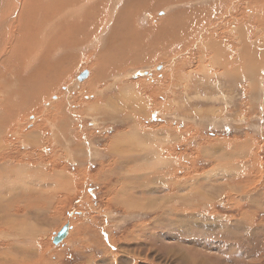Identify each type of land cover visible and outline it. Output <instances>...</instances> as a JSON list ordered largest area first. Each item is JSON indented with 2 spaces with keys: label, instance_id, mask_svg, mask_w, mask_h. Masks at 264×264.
Returning <instances> with one entry per match:
<instances>
[{
  "label": "rangeland",
  "instance_id": "obj_1",
  "mask_svg": "<svg viewBox=\"0 0 264 264\" xmlns=\"http://www.w3.org/2000/svg\"><path fill=\"white\" fill-rule=\"evenodd\" d=\"M126 1H108L114 7L110 9V6L107 13H102V15L108 18L109 26L118 21L120 9L124 7L123 3ZM165 1H163L162 7L167 4L177 5L176 7H165L170 11L166 12L164 18H171L175 14L173 11L175 8L183 10L182 16H192L190 12L196 10L197 6L199 9L202 8L200 5L207 7L211 3L222 5L229 0L225 2L223 0ZM97 3L98 0L88 6L92 9ZM255 3L262 6L264 0H255ZM178 4L180 5L178 6ZM242 4L245 5L244 2ZM114 9L117 10L114 11ZM220 10L223 12L224 8L221 7ZM255 10L256 7H254V12ZM221 11L217 10V13L219 14ZM75 13L69 9L62 15V19H67L68 16ZM237 13L239 14V11ZM154 15L151 23L156 19L164 22L163 16L159 17L160 20L156 17L157 11ZM152 16L151 13H142L135 18L139 21L135 20L139 26L136 30L138 33L142 35L146 32L147 22ZM236 18L239 21L238 19L236 21ZM236 18L233 20L238 27L241 24V19L240 16H236ZM184 21L190 27L199 25L200 31L190 32L191 28L184 30L190 36L189 38L192 37L189 45L174 48L172 53L179 52L181 54L183 66L177 70V75L180 74L176 79L177 83L172 78L166 80L164 87L167 86L165 89L168 91L162 88V81L167 75L172 77L176 69L171 65L168 66L169 60L165 65L160 56L152 57V61L147 64L142 62L140 52H146L143 46V37L138 38L134 32L129 30V35L121 40L126 41L128 46L131 44L132 38L134 44L139 45L140 48L137 50L139 52L125 57L124 60L138 62L141 66L132 70L130 63L126 62L107 60L101 63L97 69L99 73L105 75L104 82L106 84L102 85L104 92L99 94V97L103 99L99 109L84 111L83 106L81 109L78 107L73 110V107L67 106L66 103L68 109L65 112L69 115L66 119H62L57 116L59 110L49 116L45 113L50 108L48 104L51 103V99H47L48 101L38 103L42 107L36 110L40 112L43 108L44 113H27L21 119L24 121H21L19 126L14 125L17 131L22 132L21 134L26 137L25 140L34 126L40 129H51L52 135L44 133L45 138L41 140L40 145H44L48 136L49 142L37 152H42L45 157L50 158L53 154L52 151L56 150L57 154L55 153L54 157L56 156L58 161L54 162V168L51 167V171L58 172L53 178L54 189L58 188L56 179H63L62 188L58 190L59 192L55 191L58 193L51 189L53 193L50 197L46 190L38 189L43 187V184L36 186L34 183L33 185V177L38 176L36 168L32 167L39 160L38 156L32 152L33 147H36L34 145L36 142L29 141L32 142L30 145L28 141L21 139V135L13 134L16 132V130H11L13 124L9 125L10 128L2 126L6 131L0 138V152L4 153L5 149L10 150L16 157V166H20L12 168L14 171L16 170L11 173L12 184L18 183V186H13V188L7 186V182L10 183L7 180L8 173L7 171L3 172V166L6 164L4 163L5 159L0 160V196H2L0 201L5 206V212L1 215L6 217L4 222L0 223V254L2 256L7 255L9 259L15 258L18 261L17 264H264V59L260 61L261 56L257 54V52H261L264 56V50H261L264 49V32L260 35L258 30L256 34H259V37L254 36V33L253 36H248V32H245L246 39L243 43L234 36L236 28L232 23L234 21L229 18L217 22L213 27L215 32L220 34L218 38L221 40L223 37L231 39L226 44L229 46L226 56L233 67H239L242 59H246L242 64V68H245L242 77L238 81H233L223 71L218 70L216 63L221 58L214 59L213 54H211V58L214 65L210 68L212 77L209 74L195 72V69H198L196 58L203 55L202 49L200 50V45H202L199 44L200 38L196 36H199L202 30L212 23L209 17L204 16H192L190 21ZM93 28L94 25H90V29ZM164 31L165 29L161 28L152 30V34L160 40L161 44L165 40ZM103 32L105 33L106 30ZM107 32L93 37L94 40H89L87 42L89 47L81 46L73 49L72 54H74V63L76 64L69 69L71 85L81 88L75 82L84 83L89 79L90 71L88 69L90 64L96 61L95 56H97L98 50L105 47L109 38ZM149 38L151 37L149 36ZM1 42L0 34V49H2ZM252 43L256 45L251 46ZM205 46L206 44L202 45V47ZM213 47L210 45L214 52ZM251 48L254 50L255 61L248 59V53L253 51ZM169 50L172 49L169 48ZM90 51L95 56L90 55L88 58L87 54ZM95 51L97 52L95 53ZM155 51L163 52L164 50L157 48ZM241 51L246 55H241L237 64L236 59L239 55L237 53H241ZM41 52L42 50L39 51V54ZM149 52L153 53L154 51L149 50ZM34 64L35 62L32 61L31 66L24 70V78L31 75ZM250 64H254L255 74L253 75L249 69ZM1 65L0 58V67ZM85 72H89V75L80 80L81 74ZM13 73V71H7L6 78L9 80L13 77ZM117 77H120V81L113 84ZM122 78L129 79L125 82L121 80ZM142 80H145L143 81L145 84L141 85L142 88L136 87L135 85H138ZM201 80L204 81L201 83ZM258 80L262 82L260 83ZM206 81L209 82L206 83ZM256 81L262 87L255 89ZM17 82L5 83L0 79V100L5 95L6 87H10V92H15L18 88ZM63 86L64 89L62 88L63 92L61 93L57 90L60 87H54L55 92L53 93L54 90L50 92V98L60 95L59 97L62 96V99L65 100L67 96H72L75 93L72 89L70 93L66 84ZM190 86L192 87L189 94L192 96L189 99L186 93ZM251 87L252 89H250ZM90 88L94 97L87 96V93L83 92L86 95L81 93L78 96L77 94L78 97L76 96L74 101L83 103V99L84 102H89V100L98 98V85L90 84ZM180 93H182V97ZM171 98L177 100L171 104ZM31 115H33L32 118ZM128 116L131 118H127ZM184 118H188V121H184ZM127 120H132L133 127L135 124H139L138 120H144L143 128H147V131L150 129L147 132L150 133L151 141L148 137L150 143L156 140V135H162L164 131L156 133L158 130L171 128V130L178 131L170 137L171 141L166 140L162 143L158 141L159 139L156 140L157 144L159 142V148L161 146L163 150L169 146L174 149L176 146L174 151L170 152V155L176 156V159L170 160L166 164L165 171L158 167L152 168V165L155 164H151V162L145 163V167L138 168L137 165L134 173L121 170L115 164L111 170L108 162L111 160L112 151H104L101 147L107 144L114 147L115 153L122 152L124 148H133L132 142H124L117 151L115 150V147H118L115 146L118 140L117 136L129 126L126 125ZM67 124L75 129L69 136V142L72 144H69L70 150L68 146L65 148L60 141L56 140L55 144L52 141V129H58ZM186 126L189 127V134L197 133L199 135L198 142L193 141L191 136L185 132L180 137L173 138L179 135L180 131L183 132L187 129ZM83 127L87 128V131ZM0 132L3 133L1 130ZM123 140L129 141L131 138ZM235 141L237 143H234ZM92 142L94 146L91 144ZM242 143L243 145H241ZM6 144L7 146H5ZM78 144L79 146H76ZM200 145L202 146L200 147ZM80 148L84 151L79 152ZM148 148L141 149L148 151ZM26 151L28 152L26 153ZM139 151L141 152V150L132 152L138 154ZM61 152L63 156L59 157ZM29 153L31 157L26 156ZM78 153L80 154L78 155ZM19 156H22L23 159L21 157V160ZM9 157L13 156H7V158ZM21 164H23L22 167ZM160 166L162 165L160 164ZM131 168L134 169V166ZM62 169L66 170L68 178L63 177L60 173ZM144 169H147V172ZM69 176L72 181L70 185L68 183ZM126 176L139 180L142 178L146 181H140L141 185L138 186L134 180H129ZM20 178H23V186L26 184L25 182L30 186L27 188V193L20 192L23 190ZM178 185L184 187L179 188L182 192L175 194L177 190L174 188ZM13 189L14 191H12ZM32 194L33 196L39 194V196L32 200ZM5 197L6 199H4ZM13 197L14 199H12ZM25 198H27L26 201L32 202L30 208L27 207L26 201L21 203ZM14 201L18 204L8 208L10 204L15 203ZM9 202L10 204H8ZM40 209L45 210L41 212ZM25 210L27 213L23 214ZM67 225L70 226L69 232H71L62 242L54 244L55 236ZM30 248L34 253L31 260L27 262L23 253H29ZM13 249H18L22 253H19L20 255L12 254ZM35 254L39 255L35 257Z\"/></svg>",
  "mask_w": 264,
  "mask_h": 264
},
{
  "label": "bare ground",
  "instance_id": "obj_2",
  "mask_svg": "<svg viewBox=\"0 0 264 264\" xmlns=\"http://www.w3.org/2000/svg\"><path fill=\"white\" fill-rule=\"evenodd\" d=\"M95 1L96 0H0V34L2 36V42H1L2 43V45H1L2 49H0V58L2 60V65L0 67V76H1L0 79H2V81H4L5 83H8L10 81H14V83H15V81H18L17 82L18 88L15 90V92H10V90H9L10 87L9 88L6 87L5 95L0 100V130L3 132V133L0 132V138H1V135L4 134V131H6V129H4L2 126L9 127V125L11 126L12 124H13V126H12L11 130H13V131L16 130V132H14L13 134L21 135V139L26 138L25 136H23L21 134L22 132L20 133V131H17V128H15L14 125L19 126L21 124V121H24L21 119L27 113L32 114V113L38 112L39 110L36 111L37 108L42 107L38 103L43 102L47 99H49V100L51 99V103L48 102L49 103L48 106L50 108L48 110H46L45 113H47L49 116V115L53 114L54 111L59 110L60 112L57 114V116L62 118V119H66L69 115V113L65 112V110L68 109L67 106L73 107V110L77 109L78 107H80V109H81L83 106H84V111L90 110V109H93V110L99 109L103 103V99L101 97H99V94H102L104 92V87L102 88V85L105 86V84H106L104 82V80H106L105 75L98 72V69L101 66V63H103L104 61H107V60L116 61V62L121 61V62L130 63L129 65L134 67V68L137 67L139 64L138 62H134V61L128 62V61L124 60L125 57L130 56L136 52H139L137 50L140 48L139 45L134 44V39H132V38H131V44L128 46H127L126 41L121 40V39H123L129 35V30L134 32L136 37H138V38L143 37V46H144V49L146 52H144V53L140 52L141 56H142V62L147 64L150 61H152V57H159L160 56V59L164 60L162 62H164L165 65H166V62L168 63V60H169L170 63L168 64V66L171 65V67H174L176 69V72L174 73V75L172 77L169 75L165 76L164 80L162 81L163 82L162 88H164V89H165V87H167V86L164 87V85H166L167 79L172 78L177 83L176 79L178 78V75H180V74L177 75V72H178L177 70L182 68V66H183V63H182L183 60H182V57H180L181 54H179V52H176V53H172V52H174L173 50L176 49L175 47H184V46L189 45V41L191 40L192 37L189 38L190 36H188V33L184 30L191 28L189 30L190 32H196L197 33L200 31L199 25H197L195 27H190L184 20L190 21V18L192 16H204V17H209L211 19V23H212L209 26H207L206 28H204L199 36H196L197 38H200L201 42H199V44H202V45L206 44V46L202 47V45H200L201 46L200 50L202 49L201 53H203V55H200L199 58H196L198 61V69L196 68L195 72H197V74L200 72L205 73V74H209L212 77V74H211L212 69H210V68L214 65V61L211 58V54H213L215 56L214 59L216 57L221 58V60L216 63V67L218 68V70L223 71L226 75L231 77V79L233 81H236V80L238 81L242 77V73L245 69V68H242V64H244L246 59H242V62L239 64L240 66L236 67L237 69L235 67H233L231 65V63L228 62L227 56H226L227 55V53H226L227 47H229V46H226V44H228L227 42L228 41L230 42L231 39L230 40L224 39L225 37H223V40H221L220 38H218V35H220V34L216 33L213 27L216 26L217 22H221L224 19L226 20V18H229V20L234 21L232 23L236 28V32H235L234 36L238 37L239 40H241L243 43L245 42V39H246V36H244L245 32H248V36H253V33H254V36L256 35V37H259L260 35H262L261 33L264 32V3L262 6H260V5L258 6L255 3V0H240V1L229 0L227 3L225 2L226 0H223L225 3H223L222 5H214V3L208 4L207 7H203L205 5H203V6L200 5V7H202V8L198 9L199 6H197L196 10H193L190 12V14L192 16H189V15L182 16L181 14H182L183 10H179V9L175 8V10H173L175 14H173V16L171 18H169V17L164 18V15H166V12L170 11V10L165 9V7H167V6L176 7L177 5L167 4L165 7H162L164 0H127L126 2L123 3V4H125L124 7L120 9L118 21L115 24H111L110 26L108 25V24H110L108 18L103 16L102 13H107V11L109 10V7L111 6L110 4L112 3V1H111V3H108L109 0H98V3L95 6H93L92 9L89 8L88 5L93 4ZM195 1H197V0H192L191 2H195ZM165 2H169V0H166ZM242 2H244L245 5H243ZM113 3H116V2H113ZM240 3H241V5H240ZM185 4H187V3H185ZM179 5L180 4H178V6ZM181 5H184V4H181ZM113 7L114 6H111L110 9H112ZM221 7L224 8L223 12L220 10ZM254 7H256L255 12H254ZM167 8H169V7H167ZM244 8H246L245 11H244ZM69 9H72L76 13L74 15L68 16L67 19H62V15L64 13H66ZM115 10H117V9H114V11ZM217 10L221 11V13L218 14ZM156 11H157L156 17L159 18V17L163 16L164 22H160V21H158V19H156L151 23V19L155 17L154 13ZM185 11L188 12V10H185ZM237 11H239V14L237 13ZM142 13H151L153 16L150 17V19L147 22L146 26L148 29L146 28L147 29L146 32L144 31L145 33H142V35H141L140 33H138L136 31L139 28V26L137 25L138 24L137 22H139V21H137L135 18L139 17ZM160 13H163V14L161 15ZM236 16H240V19H241V24L238 25V27L236 25L235 20H233L236 18ZM160 19L161 18H159V20ZM237 19L238 18H236V21H237ZM238 21H239V19H238ZM154 23L156 24L155 26L153 25ZM226 23H228V22H226ZM90 25H94V28L90 29ZM233 25H232V27H234ZM134 26H136V27H134ZM110 27H111V30L109 31ZM160 28L163 30L165 29V31H164L165 40L162 44H161L160 40H158V38L152 34L153 29L159 30ZM103 30H106V32L108 31L107 33H109V35H108L109 38L107 39V43L105 42L106 43L105 47L102 50H98V52L95 51V53L97 52V56H95L93 54V52H91V51L89 54H87L88 58L90 57V55L93 57L95 56L96 61L94 60L95 62L90 64V68L88 69L90 71L89 79L86 82L83 81L84 83H76L75 82V84H78L81 86V88H76L75 85H71V83L69 81V76L71 74L69 69L72 65L76 64V63H74V54H72V51L76 47H81V46H83L84 48H85V46L89 47L87 42L89 40H94L93 37H98L101 34H105L106 32L104 33ZM258 30H259L260 35L256 34V32ZM160 31H162V30H160ZM212 31H214L215 34L211 33ZM149 36L151 38H149ZM222 36H223V34H222ZM193 38H194V36H193ZM101 40L103 41V39H101ZM257 40H259V39H257ZM254 43H252V44H254ZM238 44H240V43H238ZM252 44H251V46L256 45V44H254V45H252ZM210 45L214 46L213 47L214 52L211 50ZM157 48H161L164 51L163 52L155 51ZM169 48H171L172 50H169ZM40 50H42L41 54H39ZM149 50L150 51L153 50L154 52L150 53ZM256 50H257V48H256ZM261 50H264V49H261ZM183 52H184V50H183ZM242 52L243 51H241V53L240 52L237 53V54H239V55H237V59L235 58L237 64H238V61L240 60L241 55L242 56L246 55V54H243ZM162 54H165V55H162ZM257 54L261 56L260 61H262L264 59L263 54L261 52H257ZM248 55H249V58L248 57L247 58L249 60H254V50L251 51L250 53H248ZM32 61L35 62L34 69L32 70L30 76L24 78V74H25L24 70L31 66ZM89 62H91V61H89ZM204 63H205V65H203ZM254 64L249 65L250 66L249 69L251 70L252 75L255 74L254 73ZM87 67H89V66H87ZM7 71H9V72L13 71L14 72L13 77H11L9 80L6 78ZM263 73H264V71H263ZM263 77H264V75H263ZM128 79L125 80L124 78H122L121 80L126 82V81H128ZM215 80H216V78H215ZM228 80H230V79H228ZM77 81H80V80H77ZM118 81H120V77L115 78L113 84H116ZM143 81H145V80H142L141 82L138 83V85H135V86L142 88L141 85H143V83H144ZM202 81H204V80H201V83H202ZM258 81H256L254 84L255 89L262 87L261 85L259 86V84H257ZM208 82L206 81V83H208ZM259 82L261 83L262 81L260 80ZM10 84H12V83H10ZM64 84L67 85V89L70 90L69 91L70 93H71V89L75 93L73 92L74 94H72V96H67V99L65 98V100L62 99V96L59 97L60 95H56V96L54 95V97H53L52 93H51L52 98H50V96H49L50 92L52 90H54V87L55 88L60 87V89H57V90L60 91V93H61V92H63L62 88L64 89V86H63ZM90 84L98 85V98H94V100H89V102H84V99H83L82 100L83 103L82 102L77 103L76 101H74V100H76L75 98H76L77 94H78V96H80V94L83 92L84 93L86 92L87 96H93L94 97L92 89L90 88ZM191 87L192 86L188 87V91L185 89L187 91L186 95H188L187 97L189 99L192 96V94H189L191 92ZM250 89H252V87ZM158 90H160V89L158 88ZM223 90H224V88H223ZM160 91L162 92V90H160ZM165 91H168V90L165 89ZM54 92H55V90L53 91V93ZM85 95L86 94H84V96ZM161 95H163V94H161ZM180 96L182 97V93H180ZM193 96H194V93H193ZM207 96H209V95H207ZM193 98L194 97H192V99ZM176 100L172 99L170 101L171 104H172V102L174 103ZM225 100H226V98H225ZM66 103H67V106H66ZM164 104H166V103H164ZM167 106H169V105H167ZM79 110H76V111L79 112ZM41 113H44L43 108L37 114H41ZM166 113H168V112H166ZM204 114H206V113L204 112ZM33 115H31L30 117L32 118ZM181 115H183V113H181ZM127 118H131V117L128 116ZM12 120H13V122H12ZM184 121H188V118H184ZM138 122H139V124H137V125L135 124L133 127L132 120H127L126 125H129V126L127 128H125V130L123 129L121 134L119 136H117V138H118L117 144L118 145L117 144L115 145V146H118V147H115L116 151L118 150L120 145L124 142H132L133 148H129V149L124 148V149H122L123 150L122 152L115 153L113 150L114 147H111V146H108L107 144H105L106 145V151H108V150L112 151V156H110L111 160L108 162L109 166H111V170L114 168V164H115L121 170L135 172L136 171L135 167L137 165H138V168H140L141 166L145 167V163H147V162H151V164H155V165H152V168L158 167V168L164 169V167H166V164L170 160L176 159V156L170 155V152L174 151L176 146H174V149L172 148V146H169V147L166 146L167 148H165V150H163V148L161 146L159 148V142L164 143L166 140L171 141L170 137L172 135H175L178 132L177 130L176 131L171 130V128L170 129L165 128L168 131L165 129H161V130L157 129L158 131L156 130L157 131L156 133H159L160 131L164 130L162 135H156L155 136L156 140L159 139L158 140L159 142L157 144L156 140H154L150 143V142H148V137H149V141H151L150 133H147L150 129L147 131V128H145V127L143 128L144 120H142V121L138 120ZM23 124H24V122H23ZM27 126H28V124H27ZM157 126H155V127H157ZM83 128H85V127H83ZM153 128H154V126H153ZM186 128L187 129H185L183 132L180 131V134L174 136L173 138H176L178 136L180 137L185 132L189 136H191V139L193 141L198 142L200 139L199 135L197 133H194L192 135L189 134V132H190V130H188L189 127L186 126ZM190 128L192 129L193 127H190ZM86 129L87 128H85V130ZM50 130L51 129H45V128L40 129L37 126H34V128L31 129V131H29V133L27 135V140H25V139L24 140L28 141V142L29 141H34V143L36 142V144H34L36 147H33L34 149L32 150V152L35 153L36 156H38L39 160L32 167L36 168V170H37L36 172L38 173V176L33 177V185H34V183L36 184V186H40L43 184L44 186L41 188H38V189L46 190L50 194V197H51L52 196L51 193H53V192H51V189L52 190L54 189L53 178L56 175V173H58L55 171L52 172L51 167L54 168V162L58 161V158L56 159V156L54 157L55 153L57 154V152L54 149L52 151L53 154L50 156V158L45 157V155L42 152H37V150H40V148H43V146H45V144L49 142L48 139H50V138L48 136L45 139L46 141L44 142V145H40L41 140L45 138V136H43L44 133L51 134ZM52 130H53L52 131L53 132V139H52L53 143L55 144L56 140H58L61 142V144L65 148L68 146V148L70 150L69 136L72 134L73 130H75V129L73 127H71L70 124H67L64 127H61L58 129H52ZM151 131H153V130H151ZM24 132H25V130H24ZM7 134H8V132H7ZM57 134H58V137H57ZM89 135H90V133H89ZM93 135H92V138H93ZM121 135H123V136H121ZM72 138L74 139V136ZM124 138H127V139L131 138V140L125 141V140H123ZM77 139H79V138H77ZM245 142H247V141H245ZM29 143H30V145L32 144V142H29ZM53 143L51 142V144H53ZM234 143H237V141H235ZM91 144L94 146L93 142ZM70 145H72V144H70ZM241 145H243V143ZM5 146H7V144ZM26 146H29V145H26ZM76 146H79V144ZM201 146L202 145H200V147ZM127 147H129V146L127 145ZM200 147H198V148H200ZM75 148H77V147H75ZM135 148H138V149H135ZM141 148H145V149L148 148V151H142ZM136 150H141V152L139 151L138 154L137 153L134 154L133 152H136ZM83 151L84 150L82 148L79 149V152H83ZM27 152L28 151H26V153ZM77 152H78V150H77ZM196 153H197V151H196ZM62 154L63 153L61 152L58 156L62 157L63 156ZM79 154L80 153H78V155ZM24 155H26V154H24ZM7 156H13V157L7 158ZM26 156L31 157V154L29 153V155H26ZM19 157L21 159L22 156H19ZM1 159H5L4 163H6L3 166V168H4L3 172L7 171V173H8V178H7V175H6V178L8 181H10V183L7 182V186H10V187L18 186V183L12 184V181H11V173H12V171H14L12 168L17 167L16 166V157L14 156V153H11L10 150L8 151L7 149H5L4 153L0 152V160ZM22 159H23V157H22ZM65 159H66V157H65ZM160 164L162 166H160ZM22 166H23V164H21V167ZM132 166H134V169L131 168ZM149 166H151V165H149ZM18 167H20V166H18ZM61 171L62 172H60V173H62L63 177L68 178V174H66V172H65L66 170L62 169ZM137 171L140 172V170H137ZM144 171L147 172V169H144ZM164 171H165V169H164ZM14 172H16V170ZM21 172H22V170H21ZM19 174H20V172H19ZM136 174H138V173H136ZM3 178H5V177H3ZM126 178L130 179L129 176H126ZM22 179L19 181L22 182ZM17 180H18V178H17ZM144 180L145 179H142V178L140 180L134 179L135 183L138 186L141 185L140 181H144ZM21 182H19V183H21ZM62 182H63V179H58V178L56 179V183H57L58 188H55L54 192L58 191V190H60V188H62V186H63ZM71 182L72 181H71V178L69 176V179H68L69 185L71 184ZM25 183L26 184L24 186H23L24 182L21 183V186H23L22 187L23 190H20V187H19L20 192L24 191V193H27V188H29L30 186H28L27 182H25ZM167 187H170V186H167ZM180 187H184V186L178 185L174 189H177ZM12 191H14V189ZM58 192H55V193H58ZM229 192H231V191H229ZM154 194H157V193H154ZM25 195H27V194H25ZM7 196H8V194H7ZM38 196H39V194L37 196H33V194H32L31 199L32 200H33V198L36 199ZM1 197L2 196H0V198ZM41 197H42V195H41ZM4 199H6V197ZM12 199H14V197ZM26 199L27 198H25L24 200L21 199L22 200L21 203L26 201ZM1 202L2 201H0V210H1L0 211V223L4 222V219L6 218L5 215H1V213L5 212V210H4L5 206H3ZM26 202H27V207L30 208V206L32 205V202L31 203H30V201H26ZM8 204H10V202ZM17 204H18L17 202L10 204L8 206V208H12V207L16 206ZM5 209H7V208H5ZM44 210L45 209H40L41 212ZM46 211H48V210H46ZM10 212H11V210H10ZM12 212H14V211H12ZM8 213H9V211H8ZM26 213H27L26 210L23 211V214H26ZM19 217H21V216H19ZM14 236H15V234H14ZM1 252H2V250H1ZM28 252L29 253H23L24 259L27 262L29 260H31L32 254L34 253L32 249L29 250ZM19 253L21 254L22 252L19 251L18 249H13V251H12V254H19ZM37 255H39V254H35V257ZM16 262H18V261H16L15 258L9 259L7 255L2 256L0 254V264H17Z\"/></svg>",
  "mask_w": 264,
  "mask_h": 264
},
{
  "label": "water",
  "instance_id": "obj_3",
  "mask_svg": "<svg viewBox=\"0 0 264 264\" xmlns=\"http://www.w3.org/2000/svg\"><path fill=\"white\" fill-rule=\"evenodd\" d=\"M87 74H88V72H85V73L81 74L80 80H83L84 78H86ZM69 230H70V226L67 225L66 227H64L60 231V233L57 236H55L54 244H59L60 242H62L67 237V235L69 233Z\"/></svg>",
  "mask_w": 264,
  "mask_h": 264
},
{
  "label": "crops",
  "instance_id": "obj_4",
  "mask_svg": "<svg viewBox=\"0 0 264 264\" xmlns=\"http://www.w3.org/2000/svg\"><path fill=\"white\" fill-rule=\"evenodd\" d=\"M140 66H141V65H140V64H138V66H137V67H140ZM133 68H134V67H132L131 69L133 70ZM135 69H136V68H135ZM88 75H89V72H88ZM101 149H102V150H104V151H106V145H105L104 147H101ZM132 173H134V172H132ZM129 180H132V181H133L134 179L130 177V179H129ZM132 181H131V182H132ZM176 190H177V191H176V193H175V194H177V193H179V192H182L181 190H179V188H177Z\"/></svg>",
  "mask_w": 264,
  "mask_h": 264
}]
</instances>
